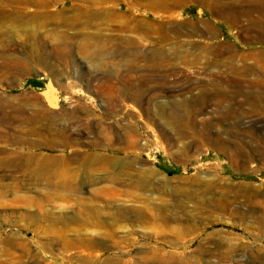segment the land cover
Listing matches in <instances>:
<instances>
[{"label": "rangeland", "instance_id": "obj_1", "mask_svg": "<svg viewBox=\"0 0 264 264\" xmlns=\"http://www.w3.org/2000/svg\"><path fill=\"white\" fill-rule=\"evenodd\" d=\"M261 20L264 0H0V264H264V198L202 193L212 170L264 188ZM211 123L247 160H179L193 139L160 131ZM127 126L141 160L98 163Z\"/></svg>", "mask_w": 264, "mask_h": 264}, {"label": "bare ground", "instance_id": "obj_2", "mask_svg": "<svg viewBox=\"0 0 264 264\" xmlns=\"http://www.w3.org/2000/svg\"><path fill=\"white\" fill-rule=\"evenodd\" d=\"M223 17L226 18V19H233L234 18L233 16H223ZM206 29L208 30V32L210 34H212V31H214L213 29H215V28H212L211 25H209ZM242 29L245 32H247L249 35H252V37H253L252 40H255V41H264V22L262 20L260 22H258V23H251L250 25H248L247 27H243ZM174 30L177 31V28L175 27ZM223 49H221L222 52H223ZM256 55L258 57V60H261V58L259 59V57H264V52L263 53L260 52V53H258ZM245 70H246V68H245ZM259 70H261V69H259ZM232 71L234 73H238V69H236V68H232ZM253 71H254V68H253ZM253 71H251V72H253ZM258 73H260V72H258ZM260 74H261L260 77L262 76L263 77L262 79L264 80V71L261 72ZM255 77H258V76H255ZM262 79L260 81H262ZM232 81L234 82V84L235 83H239L238 79L236 80V78H233ZM209 89H210V87H209ZM219 91H220V89H219ZM129 98L131 100L133 99L132 97H129ZM188 105L189 104L182 102V103L176 104L172 108L173 109H176L177 110L176 112H180L181 116L184 117V116H187L189 114L187 111L189 110V106H191V105H189V106ZM124 107H126V106H124ZM143 109H144V114H145V108H143ZM164 111H165V107L161 106V107H159L156 115L160 118V117H162ZM189 115H191V114H189ZM207 125H208V123H207ZM204 127L206 128V126H204ZM130 128H131V126H127V128H125V132L123 134L120 133V134H117L116 135V141H117L118 145H120V147L118 149H115L112 152H110V155L109 156H103V157L102 156H99L98 157V163H105V164H107V163H120L119 160L125 161L126 160V156H128V155H131L130 157H133L132 159H130L132 162L141 160V155L139 153V150L145 149V143H143V144L139 143L138 137L137 136L136 137L133 136L132 132H134V131L132 129H130ZM203 129H202V131H200V132L197 131L198 133H194V134H190V131L187 132L188 131L187 129H186L187 131L181 130L180 132L177 133V135H178L179 138L178 139H175L173 137L171 131H169L166 128V126H163V125L160 126V131H161V133L163 135V138L167 142H169V145H170V148L171 149H173L174 147H177L178 146V142H179L180 139H188L189 140L190 137L193 139V141L192 142H189L187 145H183L181 148H177V151H175L176 152L175 155L171 153L172 156H176L179 160H182V158L183 159L185 158L187 160L188 158H190L191 153H199V152H202L205 149V147H208V146H210V147L214 148L216 151L222 153L231 163H234V162L237 163V162H239L240 159L241 160H243V159L247 160V157L244 154V151L245 150L242 148V146H240L239 143H232L228 138H224L222 132L215 133V132H212L211 131V129H212V123H211V126H207V129H205V130H203ZM195 137H199L201 139L199 140V139H196ZM235 138H238V137H235ZM130 139L132 141H130ZM110 141H113L112 138H107V137H104L103 138L102 137L101 139H99V141L96 142V145H101V146L108 145V143ZM260 148H261V146H260ZM260 150H257V152L260 151ZM261 152H262V150H261ZM251 153L253 155L254 151H251ZM250 156H248V158ZM131 161L129 162V164H126L127 162L125 161L124 162L125 163L124 165L131 166V164H132ZM46 169H47L46 166H42L40 168V170H46ZM211 170H209V171H211ZM144 171H145V175H148V176H152L153 177V175L155 176V174H156V172L153 169H151L150 167L149 168L148 167H145V170ZM211 174H212L211 175V178H209L208 179L209 181L208 182L206 181L207 183L205 184V186L207 187V188H205L206 189V192H204L202 190L203 191L202 193H204V197H203L204 198V203H206L210 207L217 208V209L222 208V207L223 208H228L231 205H233L234 203H237V200L239 201V199H242L244 203L245 202L246 203H254V199H256V198H258V197H261L262 199L264 198V188H263V186L260 189L259 188L256 189L251 184L252 181L251 182H249V181L248 182L247 181L246 182L243 181V183H245V184H242L241 186L239 185L240 186V187L238 186L239 189H237L235 192H233V196L232 197H229L228 194L230 193L229 190H230V187L231 186L224 184L223 183V182H225L224 181V178L219 177V176L217 177V175L213 173V170H212V173ZM205 178H208V176L205 177ZM202 185H203V183H202ZM231 185H233V184H231ZM215 192H220V195H223L224 196V199H222V198L221 199H217L214 196V193ZM225 192H227V193H225ZM262 204H264V200H263V202H261V205ZM204 206H206V205L204 204Z\"/></svg>", "mask_w": 264, "mask_h": 264}, {"label": "crops", "instance_id": "obj_3", "mask_svg": "<svg viewBox=\"0 0 264 264\" xmlns=\"http://www.w3.org/2000/svg\"><path fill=\"white\" fill-rule=\"evenodd\" d=\"M219 14H221L222 16H227L224 12H221V13H219ZM235 13H232L231 15H234Z\"/></svg>", "mask_w": 264, "mask_h": 264}]
</instances>
